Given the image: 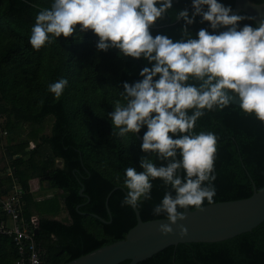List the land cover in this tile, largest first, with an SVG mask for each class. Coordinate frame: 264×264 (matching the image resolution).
Returning a JSON list of instances; mask_svg holds the SVG:
<instances>
[{
  "label": "trees",
  "instance_id": "1",
  "mask_svg": "<svg viewBox=\"0 0 264 264\" xmlns=\"http://www.w3.org/2000/svg\"><path fill=\"white\" fill-rule=\"evenodd\" d=\"M53 2L0 0V116L7 120V151L24 190V216L40 215L37 238L48 249V263L66 264L126 238L138 222L133 207L122 206L127 196L124 189L128 191L124 184L126 169L143 171L142 156L157 167L167 162L155 153H143V141L137 134H114L118 129L109 116L118 101L127 103L123 84L142 80L140 71L152 65L143 57H125L115 48L98 51V37L92 31L77 33L76 39L50 36V43L34 50L29 39L36 16L40 10L51 8ZM218 2L233 10L236 0ZM180 10H188L191 17L192 0H172V9L152 26V35L163 34L173 41L185 39L181 31L185 22L175 19ZM240 15L251 17L245 12ZM201 21L198 15L192 25H187L192 38H197L201 28L213 32L208 22ZM245 24L257 26L254 19L241 21L240 27ZM60 79L68 84L57 99L48 86ZM188 83L198 86L200 82L190 78ZM48 117L54 118L52 132L40 138V127ZM26 124L32 128L19 141ZM146 131V126L142 127L139 134L143 137ZM200 132L217 137L214 203L250 197L255 188L264 186V123L255 114H245L232 102L223 109H205L189 134ZM43 144L51 153H44ZM177 155L180 159L179 152ZM185 175L183 171L182 177ZM151 183V199H142L138 208L144 221L167 218L163 213L154 215L153 209L167 192L175 195L162 179ZM117 186L121 188L109 200L111 217L106 200ZM82 187L88 197L81 194ZM207 204L205 200L203 206ZM62 210L68 211L69 222L50 218ZM3 218L6 216L0 210V220ZM16 258L13 239L0 234V264H15ZM138 264H264V222L224 241L170 246Z\"/></svg>",
  "mask_w": 264,
  "mask_h": 264
},
{
  "label": "clouds",
  "instance_id": "2",
  "mask_svg": "<svg viewBox=\"0 0 264 264\" xmlns=\"http://www.w3.org/2000/svg\"><path fill=\"white\" fill-rule=\"evenodd\" d=\"M192 7L191 17L188 10L176 15V20L185 22L181 31L186 38L173 41L151 33L152 26L172 9V0H54L51 8L38 12L29 39L38 51L51 42L50 36L76 39L77 33L92 31L98 37V51L115 48L125 57H143L152 65L140 71L142 80L123 84L127 103L118 101L109 116L118 129L114 134L121 137L146 126L142 152L155 153L167 162L157 167L142 156L143 171L128 167L122 206L138 209L142 199H151V180L162 179L175 195L167 192L153 214H166L171 225L187 218L178 209L202 211L205 200L214 204L217 137L211 132L189 134L204 110L223 109L238 97L241 110L264 123V19L258 26L241 28V21L255 18L235 14L218 0H192ZM198 15L213 32L201 28L197 38H192L187 25ZM222 28L226 30L219 31ZM190 78L199 85L188 83ZM67 84L60 79L48 88L59 99ZM178 169L186 175L178 176ZM170 224H161L159 232L172 234ZM179 232L186 235L187 228L179 225Z\"/></svg>",
  "mask_w": 264,
  "mask_h": 264
},
{
  "label": "water",
  "instance_id": "3",
  "mask_svg": "<svg viewBox=\"0 0 264 264\" xmlns=\"http://www.w3.org/2000/svg\"><path fill=\"white\" fill-rule=\"evenodd\" d=\"M205 7V6H204ZM245 12L254 17L257 26L260 20L264 19V2L256 3L252 0H236L233 13L240 14ZM202 18V16H200ZM223 30H226L223 28ZM230 95H235L229 93ZM232 103L239 106L238 97H234ZM143 141V137L136 133ZM176 161H179L178 155ZM182 169H178V176L182 177ZM115 187L108 195L106 200L109 215L112 212L109 207V200L112 193L120 189ZM85 188L80 192L83 196ZM126 195L127 191L124 189ZM135 210L138 222L131 228L125 239L97 248L84 254L66 264H120L129 260V264H138L145 261L160 251L170 247L178 246L180 243L193 242H220L242 233L252 231L264 222V186L247 198L215 202L212 205H204L203 210L184 209L183 213L187 217L185 220L177 221L171 225L167 218L153 219L144 221L139 209ZM96 218L103 222H108L101 216L94 214ZM110 222V221H109ZM161 224H170L173 233L163 235L159 232ZM179 225L187 228V234L181 236Z\"/></svg>",
  "mask_w": 264,
  "mask_h": 264
},
{
  "label": "built area",
  "instance_id": "4",
  "mask_svg": "<svg viewBox=\"0 0 264 264\" xmlns=\"http://www.w3.org/2000/svg\"><path fill=\"white\" fill-rule=\"evenodd\" d=\"M4 178L10 181L11 189L5 197H0V210L6 216L0 220V234L13 239L17 252L15 264H49L48 249L37 238L40 217L36 214L30 218L24 216V190L11 165L0 169V179Z\"/></svg>",
  "mask_w": 264,
  "mask_h": 264
},
{
  "label": "crops",
  "instance_id": "5",
  "mask_svg": "<svg viewBox=\"0 0 264 264\" xmlns=\"http://www.w3.org/2000/svg\"><path fill=\"white\" fill-rule=\"evenodd\" d=\"M3 146H4V148H3ZM32 147H34V146L32 145ZM17 156H19V155H17ZM11 162H12L11 156L9 155V153L7 151V147H5V140H1V138H0V169L11 165ZM10 189H11L10 181H8V179H6V178L0 179V197H5L9 193ZM41 193H39L37 195L39 196V195H41ZM35 214L40 217V215L38 213H35ZM62 217H64V218H62ZM50 218L51 219H58V220L65 221V222L70 221L69 213L66 210H62V212L58 216H50Z\"/></svg>",
  "mask_w": 264,
  "mask_h": 264
},
{
  "label": "rangeland",
  "instance_id": "6",
  "mask_svg": "<svg viewBox=\"0 0 264 264\" xmlns=\"http://www.w3.org/2000/svg\"><path fill=\"white\" fill-rule=\"evenodd\" d=\"M6 118L4 116H0V138L1 140H5V147H7L8 145V137L10 136L8 133L7 134H4L3 132L5 131L6 128ZM53 123H54V118L53 117H48L46 119V121L44 122V124L42 125V127H40V130L41 131V134H40V138L41 136L43 135H50L51 132H52V128H53ZM31 126L26 124L25 126L22 127L21 129V132H22V135H20L21 137H18V140H22L24 138H26L28 135V132L31 130ZM40 140V139H39ZM41 142V141H40ZM33 146L36 145L35 142H31ZM7 144V145H6ZM4 148V146H3ZM42 149L44 150V153H51V150H50V147H48V145H42ZM6 151V150H5ZM64 218V217H62Z\"/></svg>",
  "mask_w": 264,
  "mask_h": 264
}]
</instances>
